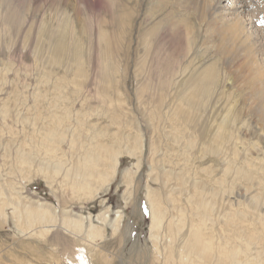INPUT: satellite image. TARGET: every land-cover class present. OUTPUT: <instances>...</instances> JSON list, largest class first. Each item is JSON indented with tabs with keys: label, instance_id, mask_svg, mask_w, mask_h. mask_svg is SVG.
I'll list each match as a JSON object with an SVG mask.
<instances>
[{
	"label": "rangeland",
	"instance_id": "obj_1",
	"mask_svg": "<svg viewBox=\"0 0 264 264\" xmlns=\"http://www.w3.org/2000/svg\"><path fill=\"white\" fill-rule=\"evenodd\" d=\"M80 1L0 0V181L8 189L17 187L23 191L24 197L49 202L59 210L66 208L84 214L87 226L90 217L98 223V215L107 212L112 220L117 216V210L121 209L123 221L120 231L113 234L112 228L107 226L106 236L96 240L104 249L99 251L106 254L103 263L166 264L164 258L157 256L158 259H155L149 233L151 213L150 203L146 199L148 188L156 190L162 187L150 176L152 143L155 142L160 148L156 159L157 170H160V166L180 170L188 165L187 170H192L188 174L191 180H213L208 170H215L216 176L221 177L226 166L243 167L248 158L264 157V119L258 114V100L249 91H240L239 88L229 95L230 98L237 96L245 100L239 96L244 92L243 96L252 98L251 101L246 98L251 105L238 108L244 119L239 124L242 125V133L239 134L244 139L239 143L240 149L244 147L245 150L240 152L242 154L234 157L230 152L221 158L216 154L204 153L200 157L197 156L199 151L193 152L192 149V159L187 160L182 156L179 160L185 142L176 144L168 136L172 129L169 124L176 118V93L169 87L171 81L176 80L173 72L183 66L186 55L205 57L199 66L200 71L214 62L209 57L215 51L214 47L208 48L202 42L206 30L199 28L198 14L178 6L175 0H139L140 4L138 0H96L102 1L99 7L90 4L85 9ZM227 3L228 0H223L222 5L226 6ZM138 8L142 10L139 14L136 13ZM254 11L259 18L261 11ZM149 12L155 13V21L161 20V28L153 29L149 45L135 43L130 49L129 23L132 14L135 16L137 39L144 42V34L153 28V24L141 26L140 23ZM185 19L190 20L192 27L195 26L196 40L187 37L190 29L187 31L181 25ZM259 23L264 27L262 16ZM192 44L193 48L189 49ZM129 50L134 51L135 57L142 58H139V66L144 67L145 71L140 76L134 73L132 65L135 63L131 59L133 57H129ZM143 57L147 59L145 64ZM180 59L183 63L179 62ZM108 62L112 63L113 70L110 79L105 77V63ZM237 80L238 83L242 82L239 78ZM216 89L219 91V88ZM219 92L223 100L219 99L217 103L210 100V106L199 111L200 120L197 121L203 123L197 124L198 129L208 131L213 128L212 124L216 125L214 121H223L226 115L224 99L228 94H223L222 90ZM218 96L214 95V98L217 100ZM121 111H125L119 118L122 124L113 123L111 115H118ZM81 113L88 116L84 118ZM82 118L84 120L80 121ZM137 122L145 135L141 169L136 170L135 157L122 155L115 177L106 182L105 187L94 191L92 197L84 193L75 196L73 183L69 181V185H66L61 182L60 176L50 183L42 175H36L37 171L45 170L39 162L58 164L59 156L56 153L67 162L83 154V147L91 145L95 130L89 125H95L98 130L108 128L109 135L124 125L121 132L134 134ZM150 123L161 126L154 132ZM48 126L63 128L68 133L55 151L46 141H52V136L44 135ZM87 126L92 130H87ZM81 130L82 133H79ZM71 132H74V141ZM99 139L108 141L109 136L101 135ZM259 144L262 148H259ZM169 146L174 149H168ZM24 157L29 158L30 163H24ZM259 161L258 158L254 160ZM127 173L133 179L129 185L124 181ZM262 173L264 170H259L257 174ZM237 189L244 193V188L236 187L235 191ZM161 191L162 194L166 192ZM10 196L7 195L8 198ZM6 198L3 202L8 201ZM221 205L218 202L217 210ZM13 210L12 206H6V218L0 216V264H75L71 260L75 261L73 257L81 247L87 254L88 264H100L95 246L63 230L58 229L46 236L23 235V228L15 221ZM259 214L264 216V213ZM252 246L253 251H258L256 241H252Z\"/></svg>",
	"mask_w": 264,
	"mask_h": 264
},
{
	"label": "bare ground",
	"instance_id": "obj_2",
	"mask_svg": "<svg viewBox=\"0 0 264 264\" xmlns=\"http://www.w3.org/2000/svg\"><path fill=\"white\" fill-rule=\"evenodd\" d=\"M222 2L223 0H175L178 6L198 14V26L200 29L206 30V37L202 35L204 38L202 42L208 48L214 47L215 50L209 55L214 59V62L206 69L204 68V71L199 70V66L205 58L203 55L200 57L186 55L184 59L187 60L184 63L181 59L179 61L183 63V66L180 69L178 67L177 70L173 69L176 80L173 79L174 81H171L169 87L176 93L175 102H177L174 107L176 118L169 124L172 129L168 136L170 135L176 144L180 145L182 141L185 142V146L181 150L183 155L178 157L179 160L182 156L187 160L192 159L191 157L194 156L192 149L193 152L194 150L199 151V154H196L200 157L204 153H212L211 155L216 154L221 158L230 152L235 157L245 151L244 147L243 150L240 149L241 145L239 144L244 140L239 134V132L242 133V125L239 124L244 122V119L242 120L241 112L238 111L239 107L241 109L246 105H251L248 100L251 101L252 98L248 99L245 97L246 95L243 96L245 91L253 94L252 97L256 96L257 99H254L258 100L260 109L258 114L262 120L264 119V27L260 26L261 23L258 24L261 16L264 19V0H228L226 6L222 5ZM100 3L102 1H80L84 9L90 4L99 7ZM162 3L160 2V4ZM157 4L156 6H158ZM138 9L136 10L137 14L142 11L141 8ZM256 9L262 13L259 18L254 14ZM154 16V12H149L145 14L143 22L140 23L141 26L145 23L153 24V28L144 34L143 42V40L137 39L135 16L132 14L129 23L130 49L135 43L147 45L150 36L153 35V29L161 28V20L155 21ZM181 25L185 26L184 29L187 31L190 29L186 35L194 39L195 26L192 27L190 20L185 19ZM192 46L193 44L188 48H193ZM205 51L208 52V50ZM129 57H133L131 59L135 63L132 65L135 75H142L145 71L144 67L139 66V60L142 58L135 57L133 50H129ZM145 60L147 59L143 57L144 64ZM111 66L112 63H105L106 79L112 78ZM237 78L242 82L238 83ZM216 88H219V91L222 90L223 94H228L224 99L226 115L221 123L216 120V117V121H214L216 125L212 124L213 128L210 127V130L203 131L197 126L200 122L197 121L200 117L199 111L210 106V100L217 103L219 99L224 98L220 96L222 93ZM237 88L240 91L244 90V94H239V96L245 100L242 99V101L237 96L229 97L230 92L233 93ZM214 95L220 97L218 96L219 98L217 97L216 100ZM124 112L111 115L113 123H121L119 118ZM81 115L84 118L88 116L82 113ZM204 115L202 114V116ZM84 118L80 121H83ZM150 125L154 132L158 131L161 126L154 123H150ZM89 126H93L95 130L93 136L91 134L93 137L91 145L83 147L84 144H82L85 149L83 154H79L67 162L61 158L59 153H56L59 156L58 164L39 162L45 170L37 171L36 175H42L50 183L60 176L61 182L66 185H69V181L73 183L72 189L75 191V196L84 193V195L92 197L94 191H98L101 186L105 187V183L115 177L122 155L128 154L135 157L137 159L136 170L141 169L145 151V135L140 123L137 122L136 127L134 126L136 128L134 134H132L133 132L131 134L121 132L124 125H120L118 130L110 135L106 130L108 128L98 130L93 124ZM89 129L92 130L90 127L87 130ZM74 132H71L70 135L72 136ZM79 133H82V130ZM67 134L63 128L57 129L53 126H48L46 132L44 131V135L52 136V141L47 139L46 141L49 142L53 151L58 149ZM101 135L109 136V140H100ZM87 136L90 139V136ZM72 138L74 141L75 137L72 136ZM260 147L262 148L261 145ZM169 148L174 149L172 146ZM159 149V146L153 142L150 154V176L162 187L159 186L160 188L156 190L148 188L146 196L150 203L149 233L154 246L155 259H158L157 256L159 259L164 258L166 264H264V216L259 214V212L264 213V173L257 174L259 170L261 172L264 170L262 160L264 157L248 158L245 160L246 166H241L242 168H233L230 162V166L225 167L221 177L216 176L215 170H208L213 179L210 181L207 178L206 181L202 178L197 179V175L195 180H191L188 175L191 169L187 170L189 169L187 164L186 168L180 170L165 166H160V170H157L156 159ZM257 158L261 161L254 162ZM176 160L178 159L176 158ZM23 162L30 163V159L24 157ZM68 163L72 165L69 166ZM232 164L234 165V163ZM191 171L190 173H192ZM131 180L133 179L129 178L127 173L124 181L129 185ZM96 185L99 186L96 188ZM236 187L244 188V193L239 189L235 191ZM161 189L166 191L165 194H162ZM22 194L23 191L17 187L11 186L8 189V186L0 181V216L2 218H6V206H12L13 216L18 225L23 228V235L46 236L58 229L63 230L66 234L78 237L84 243L95 246L99 263H105L106 254L103 255V251H99L104 249L97 244L96 240L106 236L107 226L112 228L113 234L120 231L123 221L121 209L117 210V216L112 220L107 212L98 215V223H95L90 217L87 226V217L84 214L74 213L72 209L67 210L66 208L59 210L49 202L35 201ZM7 195L11 196L8 198ZM232 197L236 198L232 199ZM4 198L8 201L3 202ZM218 202L222 205L217 210ZM238 205L240 206L236 207ZM252 241H256L258 251H253ZM83 249V247L78 249L73 257L75 261L71 260V262L88 264L87 254L83 252Z\"/></svg>",
	"mask_w": 264,
	"mask_h": 264
}]
</instances>
